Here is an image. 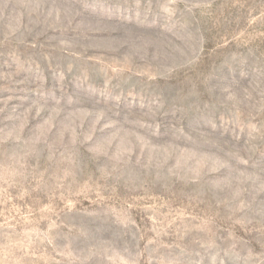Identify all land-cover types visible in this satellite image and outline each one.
<instances>
[{
    "label": "rangeland",
    "instance_id": "374dc122",
    "mask_svg": "<svg viewBox=\"0 0 264 264\" xmlns=\"http://www.w3.org/2000/svg\"><path fill=\"white\" fill-rule=\"evenodd\" d=\"M0 264H264V0H0Z\"/></svg>",
    "mask_w": 264,
    "mask_h": 264
}]
</instances>
